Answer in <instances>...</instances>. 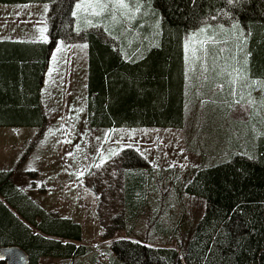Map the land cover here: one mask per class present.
Instances as JSON below:
<instances>
[{
    "label": "trees",
    "instance_id": "1",
    "mask_svg": "<svg viewBox=\"0 0 264 264\" xmlns=\"http://www.w3.org/2000/svg\"><path fill=\"white\" fill-rule=\"evenodd\" d=\"M140 1L137 20L121 18V22L160 23L162 37L157 47L136 62L108 50L102 51L100 58L101 47L90 42L95 59L88 74V127L182 128L195 85L193 82L189 88L187 84L185 92L183 38L201 27H206L204 33L215 43L208 52V78L217 72L214 61L223 63L231 55L254 102L241 139L231 141L230 148L235 151L198 167L183 185L184 193L203 198L205 205L180 250L129 239L112 241L110 250L120 264H264V0L233 4L228 0ZM73 2L0 0V5L49 4L47 42H0V127L44 126L39 100L42 75L56 40L78 35L72 26ZM221 44L223 55L213 54L212 47L218 50ZM235 48L242 50L235 52ZM221 83L225 93L222 77L209 84L213 88ZM208 110L225 115L222 107L213 104ZM120 161L123 215L122 221L118 217L114 221L133 222L146 180L140 169L150 170L132 149H123ZM12 174L0 170V248L20 251L27 264H38L42 256H80L84 246L72 242L81 240L79 223L45 211L12 182ZM0 264H7L2 256Z\"/></svg>",
    "mask_w": 264,
    "mask_h": 264
},
{
    "label": "rangeland",
    "instance_id": "2",
    "mask_svg": "<svg viewBox=\"0 0 264 264\" xmlns=\"http://www.w3.org/2000/svg\"><path fill=\"white\" fill-rule=\"evenodd\" d=\"M141 2L139 0L138 5L134 3L133 7H141ZM77 3L84 7L77 9ZM87 5L88 0L73 2L71 14L73 16V12H77L73 16L76 28H82L87 17H93L91 9L85 11ZM2 6L0 19H4L2 25L9 26L7 28L39 25L41 17L47 23L48 3ZM29 6H32L31 13L35 15L32 19L27 18ZM3 9L11 10L8 19L1 16ZM137 16L139 12L130 22ZM123 19L128 21L129 18ZM210 39L200 30H193L187 37L188 86L190 88L193 82L195 85L192 88L193 100L186 106L182 128L91 130L85 123L79 87H74L73 81L67 79L54 90L52 98L45 94V100L50 98L51 102L48 104L49 100L45 101L44 105L46 122L43 141L35 140L41 130L37 127L0 129L5 135L17 138L9 145L13 163L18 165L12 169V182L45 211L69 216L81 227V240L76 242L84 246L81 255L72 260L59 261L58 264H120L110 250L111 242L119 239L180 250L179 246L183 245L205 205L203 198L184 193L182 187L198 167L218 161L235 151L230 148L231 141L241 139L245 129L243 123L249 121L252 115L250 105L254 102V98L248 94L249 85L241 80L235 85V95L232 94L233 87L229 81L236 78L234 70L237 69V62L231 60V55L223 63L214 57L217 72L208 78V55L202 50L201 42ZM211 44H204L203 48L209 52ZM229 48L233 46L230 44ZM242 49L235 48L234 51ZM193 50H196L195 56L191 54ZM212 50L213 54H222L224 44L218 50L215 47ZM234 51L232 55L235 56ZM227 73H231V77ZM220 77L226 83L225 93L221 89L223 83L215 84L213 88L209 84ZM257 102L259 106L260 99ZM212 104L222 107L225 115L222 117L215 110H208ZM123 149L134 150L146 161L150 171L140 169L146 180L139 191L142 202L136 205L133 222L126 219L120 223L114 219L118 217L122 221L123 215V166L120 161ZM41 150L52 156V163L58 168L56 173H42ZM105 157L106 162L101 164V159ZM57 195L58 198L51 200ZM105 234L109 236L105 237ZM47 262L41 260L40 264H51Z\"/></svg>",
    "mask_w": 264,
    "mask_h": 264
},
{
    "label": "crops",
    "instance_id": "3",
    "mask_svg": "<svg viewBox=\"0 0 264 264\" xmlns=\"http://www.w3.org/2000/svg\"><path fill=\"white\" fill-rule=\"evenodd\" d=\"M33 4V3H26ZM0 7H3L0 5ZM6 6H4L5 8ZM28 16L27 18L32 19L35 15L31 13V7L29 6ZM2 17L8 19L11 10L3 9ZM35 12V11H34ZM119 13H117V19H113L112 16L108 14H104L101 16H89L87 17V21L84 22L81 28H76L74 19H73V30L75 34H78L77 37L71 40L65 39H57L54 47L49 53L48 62L45 71L42 75L41 87L39 91V100L41 109L45 116V101L50 104L54 90L58 88L63 81L69 79L73 81L72 85L74 87H79V96L82 98V108L84 113L87 111L88 104V74L90 72L91 62L93 63L94 53L91 50L90 42L93 40L92 44L98 43L100 48V58L103 55L102 51L108 50L111 54H118L121 59L125 61L131 60V62H136L143 56L148 50L153 47H157L159 44L160 38L162 37L161 33V25L160 23H147V22H132V23H123L121 22V18L118 17ZM44 17H41L40 24H29L22 25L16 28H7L9 26L2 25L4 19H0V42H12V43H25V44H34L38 42H43L39 39L40 37V29L46 28L47 23L43 20ZM137 19H134L136 21ZM95 25V26H93ZM82 31V37H81ZM80 32V33H79ZM47 36V31L44 33ZM186 43H187V35L183 38V59H184V87L186 92V86L188 84L187 78V62H186ZM86 45V47H85ZM107 47H106V46ZM99 55V54H98ZM45 94L49 95L50 98L45 100ZM93 94V93H92ZM93 96V95H92ZM86 123V120H85ZM45 125V124H44ZM88 127V125L86 124ZM5 128V127H0ZM93 130L95 128H90ZM143 129V128H162V127H137V128H111L112 130H121V129ZM41 132L38 131V134L35 140L43 141V129L40 128ZM99 130H108L106 128H97ZM17 138L10 136V134L5 135L3 131H0V170H11L13 172V168L18 165L13 163L12 157L10 156V144L13 143ZM45 141V140H44ZM31 148V147H30ZM29 148V149H30ZM41 150L40 158L42 159V167L41 170L43 174H54L58 170L52 163V156L49 153L43 152ZM15 162V157H14ZM50 166V167H48ZM57 168V169H56ZM68 168V167H67ZM36 174H39L36 171ZM17 186V185H16ZM24 194L27 195L33 202H37L31 196H29L23 189L17 186ZM54 197L53 196L51 200ZM45 195H43V199ZM2 200V199H1ZM63 217V216H60ZM64 218H68L75 222V220L71 219L69 216H65ZM66 240L62 239V242ZM75 245L76 242L72 241ZM73 257H53V256H42L38 259V264L41 263V260H47V263L58 264L59 261H68L72 260ZM56 262V263H55Z\"/></svg>",
    "mask_w": 264,
    "mask_h": 264
},
{
    "label": "snow or ice",
    "instance_id": "4",
    "mask_svg": "<svg viewBox=\"0 0 264 264\" xmlns=\"http://www.w3.org/2000/svg\"><path fill=\"white\" fill-rule=\"evenodd\" d=\"M228 2L230 4L233 3H239L240 0H228ZM139 4V0H88V5L87 8H85V11H87L88 9H91V15L93 16H101L104 14H108L110 16H112V18L115 20L117 19V13H119V17L120 18H134L135 14L137 12H139L140 6H136L133 7V4ZM77 9H80L82 7H84L83 4L81 3H77L76 5ZM77 15V12H73V16ZM95 26V25H93ZM47 31L46 28H41L40 29V37L39 39L43 42H47L48 37L44 34ZM201 32L206 31L205 29H201ZM214 42V38H211L209 41L206 42H201L202 44V50L205 51V55H210V53L207 52L206 49L203 48L204 44H208V43H213ZM86 47V45H85ZM186 49H187V45H186ZM192 56L196 55V50L192 51ZM205 71H207V68H205ZM236 72V78L235 79H231L229 81V83L232 85L233 87V92L232 94L235 95V85L243 78V73L239 70V69H235L234 70ZM227 75L229 77H231V73H227ZM237 103H239V101H237ZM251 103V101H250ZM67 142H71V141H67ZM77 147H79L77 145ZM130 147V146H129ZM116 153H113V155H115ZM68 155H71V153H68ZM107 160V158H102L101 159V164L105 163ZM97 167H99V165H97ZM82 175V173H81Z\"/></svg>",
    "mask_w": 264,
    "mask_h": 264
},
{
    "label": "water",
    "instance_id": "5",
    "mask_svg": "<svg viewBox=\"0 0 264 264\" xmlns=\"http://www.w3.org/2000/svg\"><path fill=\"white\" fill-rule=\"evenodd\" d=\"M0 256H2L5 261H7V264H9V259L13 256L16 262L15 264H27L26 257L20 251L17 250L0 248Z\"/></svg>",
    "mask_w": 264,
    "mask_h": 264
},
{
    "label": "flooded vegetation",
    "instance_id": "6",
    "mask_svg": "<svg viewBox=\"0 0 264 264\" xmlns=\"http://www.w3.org/2000/svg\"><path fill=\"white\" fill-rule=\"evenodd\" d=\"M12 255H13V254H12ZM9 263H10V264H15V263H16L15 260H14V256L11 257V258L9 259Z\"/></svg>",
    "mask_w": 264,
    "mask_h": 264
}]
</instances>
